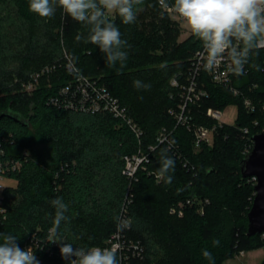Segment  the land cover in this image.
I'll return each mask as SVG.
<instances>
[{"label":"trees","instance_id":"trees-1","mask_svg":"<svg viewBox=\"0 0 264 264\" xmlns=\"http://www.w3.org/2000/svg\"><path fill=\"white\" fill-rule=\"evenodd\" d=\"M14 1L19 18L35 30L29 0ZM141 8L134 24L124 25L119 17L114 18L121 38L130 45L125 49L128 59L123 68L119 63L109 66L96 45L77 42L75 36L85 32L84 26L67 17V53L57 57L62 49L60 28L50 31L44 44L31 32L28 46L15 53L20 68L14 73L0 72V114L10 109L29 119V125H24L8 116L0 118V175L17 182L15 191L4 190L6 196L0 195V208L7 211L6 220L0 215V232L16 234L22 249L33 246L39 264H67L60 255V244L48 242L55 212L50 201L56 197L69 204L66 215L70 220L58 230L61 238L73 247H111L112 236L120 230L125 246L138 244L142 249L140 256L129 249L132 264H209L201 254L203 249L212 253L215 264H222L242 252L264 247V232L247 236L255 185L252 178L242 177L239 167L250 142L247 137L264 128V112L258 108L250 113L243 104L245 97L257 105L264 103V72L250 68L236 79L239 95L204 76L209 98L191 106L193 122L213 127L216 122L206 115L208 108L223 112L236 103L239 113L236 125L218 127L212 146L195 152L192 132L169 114L180 102L179 90L170 83L177 75L183 81L200 42L192 34L178 42L179 27L161 13L158 0H144ZM4 44L0 38V49ZM263 58L260 50L254 60L261 65ZM69 59L77 73L67 70ZM53 64L56 69L40 75L36 88L27 92L23 84ZM77 74L98 80L129 108L142 131L140 139L126 121L108 113L50 103ZM135 80L151 87L137 89ZM256 120L258 126H254ZM243 128H249V135H244ZM163 129L171 133L181 155L168 152L175 161L170 185L155 178L161 149L168 148L158 145ZM150 146L157 147L150 150ZM140 149L150 161L129 191L123 158ZM186 161L188 167H184ZM202 164L209 166L204 173L200 172ZM200 176L212 183L194 182ZM191 197L209 200L204 214L197 208L199 203L188 207L183 217L170 213L173 205ZM127 198L131 202L125 207ZM120 220H128L130 227H118ZM210 221L212 226H208ZM214 240L220 241L219 246L213 245ZM118 258L123 264V256L118 254Z\"/></svg>","mask_w":264,"mask_h":264},{"label":"clouds","instance_id":"clouds-1","mask_svg":"<svg viewBox=\"0 0 264 264\" xmlns=\"http://www.w3.org/2000/svg\"><path fill=\"white\" fill-rule=\"evenodd\" d=\"M144 0H29L28 9L39 18L48 20L59 9L66 17L84 26L85 32L75 36L77 42L96 45L104 55L105 62L121 68L128 59L130 47L121 38L120 28L114 22L119 17L124 25L136 22L137 13L142 11ZM173 11L187 24L191 34L198 39L201 57L209 69L218 64H227L228 70L236 75H245L246 66L264 71L256 63L260 50L264 49V0H173ZM137 89H149L150 84L140 80L133 82ZM170 148L161 149L158 181L171 184L175 171V161L168 155ZM55 212L48 242L60 244V255L67 264H120L118 246L73 247L59 236L62 222L70 220L66 215L69 204L62 197L50 201ZM6 210L0 208V215L6 220ZM118 227H130L128 220H120ZM20 238L10 232H0V264H39L34 247L22 249ZM214 240L213 245L219 246ZM202 256L215 264L214 257L207 249Z\"/></svg>","mask_w":264,"mask_h":264},{"label":"built area","instance_id":"built-area-1","mask_svg":"<svg viewBox=\"0 0 264 264\" xmlns=\"http://www.w3.org/2000/svg\"><path fill=\"white\" fill-rule=\"evenodd\" d=\"M173 4V0H158L159 8L172 17L175 21L179 20L180 23L184 22L181 17H179L174 11L171 5ZM176 22V21H175ZM261 51H264L262 49ZM261 67H264V58L261 64ZM67 70L71 73H77L76 66L73 62L68 60V64L66 66ZM56 69V65L45 66L41 73L32 75V79L29 82L24 83L23 87L27 92H32L37 84L40 75L44 73H49L52 70ZM250 72V67L246 66L245 74ZM264 72V71H263ZM182 75V74H180ZM204 76L210 80L215 85L223 86L233 92L234 95L241 94L240 89H238L234 85V81L238 79L240 76H236L232 74L228 70L227 64H218L216 67L211 69L207 68L203 62V58L201 57V48L196 50L190 59V67L186 74L184 75L183 81L180 80L179 75L175 76L171 80V87L179 90L180 102L178 103L176 108H172L169 110V114L177 120V124H180L186 127L193 135V150L195 152L201 151L203 146H212L214 141V136L217 133L218 127H222L224 125H236V120L233 124H228L222 118V111L216 110L213 108H208L206 110V115L212 118L216 124L213 127H207L204 125H197L193 122V118L191 116V106L192 105H200L203 100L209 98V92L206 89V83L204 80ZM256 87V85L254 86ZM58 96H53L50 98V103L53 105H64L68 108L79 109L89 113H97V112H105L112 115L114 118L122 119L126 121V123L135 131L137 137L140 139L142 135V131L139 126L135 123L133 118L129 114V108L121 103V101L112 95L110 91L101 84L98 80L89 79L80 74L67 85L62 86L58 92ZM243 104L246 110L250 113L255 112L258 108L264 112V103L259 105L255 104L253 100L248 97L244 98ZM259 123L256 120L254 122V126H258ZM244 135H249V128L242 129ZM264 132V128L261 131ZM252 137H247L249 139V144L245 147V154H249L253 149V141ZM166 144L168 148L173 150L176 154L178 153L177 147L174 145L173 140L171 138V133H168L167 130L163 129L158 137V145ZM157 145V146H158ZM157 146H150V150H155ZM179 158L181 157L180 151L178 153ZM125 168L123 173L129 178L130 186L129 191L131 190V186L133 183L138 182V172L140 170H146V164L150 161L148 154H146L142 149L138 151V153L133 155L124 156ZM184 167H188V162L184 163ZM1 169V165H0ZM194 169V167H191ZM190 170V169H189ZM156 182H161L157 180V176L155 175ZM5 179L0 175V193L2 191L1 181ZM256 181L255 178H252ZM131 199L126 200L125 207L130 204ZM197 205L198 210L201 214H204L205 207L210 203L208 199H199L197 197H191L186 199L185 201L180 202L179 204L173 205L170 208V213L172 215H177L178 217H183L185 210L188 207H193ZM126 212V209H124ZM117 245L118 246V254L120 258H122L121 253L125 249H131L130 246H125L120 230L112 236L110 241V246ZM137 253L138 256L141 255L142 249L137 244L132 247Z\"/></svg>","mask_w":264,"mask_h":264},{"label":"rangeland","instance_id":"rangeland-1","mask_svg":"<svg viewBox=\"0 0 264 264\" xmlns=\"http://www.w3.org/2000/svg\"><path fill=\"white\" fill-rule=\"evenodd\" d=\"M5 1L6 0H0V38H1L2 44L5 43L4 47L0 49V72H3L4 70H8V71H13L14 73L17 69L20 68V63L15 58V53L19 50L20 51L24 50V47L28 46V41L26 39L31 32L36 33L37 36L40 37L39 41L41 43L43 42L44 44L45 42L48 41L46 37L48 36L50 31H54L56 28H60L61 32L59 34L58 40L59 39L61 40L62 49H61L60 54L57 55V57L62 56V54H64L65 52L67 53V50L64 45V37H65V30H66L65 27L67 23V17L59 9H57L55 16L48 20L41 19L37 15H35L34 22H37V25H34L35 27H33V29L35 30H32L31 24L29 22L25 21L24 18H21V19L19 18V15H18L19 7L16 5L15 1L9 0V2L7 1L8 3H5ZM161 13L168 16L174 25L176 26L178 25L179 32L176 35V40L178 42L185 40L191 35V32L185 22L180 23V21L176 19H175L176 21L175 22L172 17H170L163 11ZM161 15L162 14H160V16ZM222 113H223L222 118L228 124H233L235 120H237L238 118L239 106L236 103L230 104L227 106V108ZM44 147H45L44 144H41V148L43 149ZM208 167L202 164L200 168V172L204 173V170L207 169ZM196 181L200 183H205V184L212 183L211 180H205L202 176H200L198 179H195L194 182ZM252 182L254 183V185L257 184V181L255 180ZM1 187H2V191L0 195L4 193V196H6L4 190L5 191H8V190L15 191L17 188V182L14 180L5 178L1 181ZM255 195H256V192H255ZM212 224L213 223L210 221L208 226H212ZM121 255L123 256V264L133 263L132 262L133 259L130 258L132 254L129 251V248L125 249L121 253ZM263 258L264 256H262L257 261V264H260Z\"/></svg>","mask_w":264,"mask_h":264},{"label":"water","instance_id":"water-1","mask_svg":"<svg viewBox=\"0 0 264 264\" xmlns=\"http://www.w3.org/2000/svg\"><path fill=\"white\" fill-rule=\"evenodd\" d=\"M8 116L16 122L29 125V119L21 114L14 113L10 109L0 114V118ZM253 149L239 164L243 178H255V198L248 213L247 236L254 237L264 232V132L252 137ZM214 169L207 170V173Z\"/></svg>","mask_w":264,"mask_h":264},{"label":"crops","instance_id":"crops-1","mask_svg":"<svg viewBox=\"0 0 264 264\" xmlns=\"http://www.w3.org/2000/svg\"><path fill=\"white\" fill-rule=\"evenodd\" d=\"M262 256H264V247L243 252L240 256L226 259L222 264H257Z\"/></svg>","mask_w":264,"mask_h":264}]
</instances>
